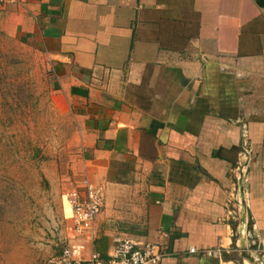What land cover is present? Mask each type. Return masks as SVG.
Wrapping results in <instances>:
<instances>
[{"label":"crops","instance_id":"1","mask_svg":"<svg viewBox=\"0 0 264 264\" xmlns=\"http://www.w3.org/2000/svg\"><path fill=\"white\" fill-rule=\"evenodd\" d=\"M0 33L48 63L68 184L103 189L92 239L67 207L48 258L130 237L166 247L160 264H264V0H7Z\"/></svg>","mask_w":264,"mask_h":264},{"label":"rangeland","instance_id":"2","mask_svg":"<svg viewBox=\"0 0 264 264\" xmlns=\"http://www.w3.org/2000/svg\"><path fill=\"white\" fill-rule=\"evenodd\" d=\"M52 90L44 56L0 33V264H49L67 225L72 132Z\"/></svg>","mask_w":264,"mask_h":264},{"label":"built area","instance_id":"3","mask_svg":"<svg viewBox=\"0 0 264 264\" xmlns=\"http://www.w3.org/2000/svg\"><path fill=\"white\" fill-rule=\"evenodd\" d=\"M7 0H0L3 5ZM252 149L243 134L242 147L236 165L233 167V184L240 185L242 197L246 201V183L249 180V167ZM233 196H236L234 191ZM65 202L72 213V231L75 235H82L87 240L93 237V225L104 205L103 189L94 185L89 179L82 178L78 184L70 187L64 194ZM224 247L220 241L218 249H204L205 255L219 254ZM82 245L67 244L61 251L48 260L49 264H160L163 257L169 254L166 247L151 242H142L130 237L115 238L108 259L92 251L87 258H82ZM195 253L194 247L189 248Z\"/></svg>","mask_w":264,"mask_h":264}]
</instances>
